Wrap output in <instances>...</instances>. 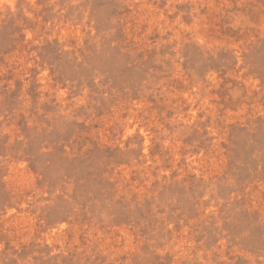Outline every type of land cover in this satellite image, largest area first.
I'll return each instance as SVG.
<instances>
[{
    "label": "rangeland",
    "instance_id": "rangeland-1",
    "mask_svg": "<svg viewBox=\"0 0 264 264\" xmlns=\"http://www.w3.org/2000/svg\"><path fill=\"white\" fill-rule=\"evenodd\" d=\"M0 264H264V0H0Z\"/></svg>",
    "mask_w": 264,
    "mask_h": 264
}]
</instances>
